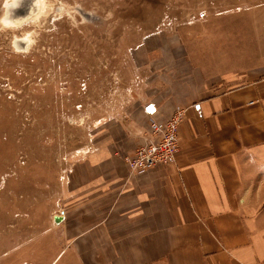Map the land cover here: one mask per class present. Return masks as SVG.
I'll return each instance as SVG.
<instances>
[{"label": "crops", "instance_id": "crops-1", "mask_svg": "<svg viewBox=\"0 0 264 264\" xmlns=\"http://www.w3.org/2000/svg\"><path fill=\"white\" fill-rule=\"evenodd\" d=\"M242 8L196 19L186 36L161 33L162 41L186 43L189 64L163 69L131 124L145 133L149 112L164 120L183 108L176 161L132 173L126 156L138 141H120L113 154L108 139L97 174L74 181L73 207L54 212L39 234L0 247V264L264 259V19L243 35L252 25Z\"/></svg>", "mask_w": 264, "mask_h": 264}, {"label": "rangeland", "instance_id": "rangeland-1", "mask_svg": "<svg viewBox=\"0 0 264 264\" xmlns=\"http://www.w3.org/2000/svg\"><path fill=\"white\" fill-rule=\"evenodd\" d=\"M8 1L0 0V247L6 248L73 207L74 181L97 174L108 139L113 154L120 141L141 139L131 124L140 102L163 69L189 64L186 43L162 41L161 33L186 36L196 19L236 5L252 25L243 35H252L254 18L264 19V0H34L20 19L10 11L22 2L16 10L24 12L31 0Z\"/></svg>", "mask_w": 264, "mask_h": 264}, {"label": "built area", "instance_id": "built-area-1", "mask_svg": "<svg viewBox=\"0 0 264 264\" xmlns=\"http://www.w3.org/2000/svg\"><path fill=\"white\" fill-rule=\"evenodd\" d=\"M149 113L152 116L149 119L148 130L136 144L132 155L126 156L132 173L145 172L160 164L173 163L180 151L179 127L184 109L178 107L164 120H159L152 112ZM251 264H264V259Z\"/></svg>", "mask_w": 264, "mask_h": 264}, {"label": "bare ground", "instance_id": "bare-ground-1", "mask_svg": "<svg viewBox=\"0 0 264 264\" xmlns=\"http://www.w3.org/2000/svg\"><path fill=\"white\" fill-rule=\"evenodd\" d=\"M10 1H13V0H10ZM10 1H8L9 3H10ZM14 2V1H13ZM12 2V3H13ZM22 4V2H19V4H18V2H16V4L14 5V7L12 8V10L10 11V14H12V16H13V19L14 18H18L19 17V19H20V17L21 18H25V17H27L28 15H29V12H30V8L33 6L32 4H34V0H31L30 1V4L28 5V7H27V9L24 11V12H21V13H18L17 12V8L20 6ZM11 6V5H10ZM10 6H9V8H10ZM8 8V7H7ZM6 8V9H7ZM8 8V9H9ZM7 9V10H8ZM4 12H6V11H4ZM8 13V12H7ZM10 14H7V15H10ZM8 19V18H7ZM9 20V19H8ZM12 20V19H11ZM14 22H15V20H13ZM19 21V20H18ZM9 23H11L10 21H9ZM18 23V22H17ZM15 24V23H14ZM11 25V24H10ZM28 40V39H27ZM17 41V44L19 45V43H20V40H16ZM21 46V45H20Z\"/></svg>", "mask_w": 264, "mask_h": 264}, {"label": "water", "instance_id": "water-1", "mask_svg": "<svg viewBox=\"0 0 264 264\" xmlns=\"http://www.w3.org/2000/svg\"><path fill=\"white\" fill-rule=\"evenodd\" d=\"M54 219L58 222L59 221V218L56 216V217H54Z\"/></svg>", "mask_w": 264, "mask_h": 264}]
</instances>
